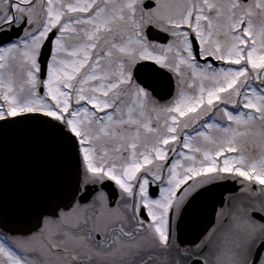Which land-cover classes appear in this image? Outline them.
<instances>
[{"label": "snow or ice", "instance_id": "1", "mask_svg": "<svg viewBox=\"0 0 264 264\" xmlns=\"http://www.w3.org/2000/svg\"><path fill=\"white\" fill-rule=\"evenodd\" d=\"M0 264H264V0H0Z\"/></svg>", "mask_w": 264, "mask_h": 264}, {"label": "water", "instance_id": "2", "mask_svg": "<svg viewBox=\"0 0 264 264\" xmlns=\"http://www.w3.org/2000/svg\"><path fill=\"white\" fill-rule=\"evenodd\" d=\"M214 191H219V189H217V190H214Z\"/></svg>", "mask_w": 264, "mask_h": 264}]
</instances>
